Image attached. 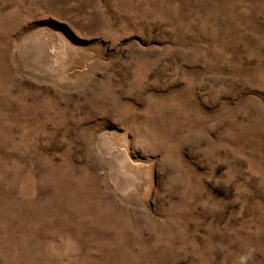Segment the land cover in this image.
<instances>
[{"label": "rangeland", "instance_id": "obj_1", "mask_svg": "<svg viewBox=\"0 0 264 264\" xmlns=\"http://www.w3.org/2000/svg\"><path fill=\"white\" fill-rule=\"evenodd\" d=\"M0 264H264V0H0Z\"/></svg>", "mask_w": 264, "mask_h": 264}]
</instances>
